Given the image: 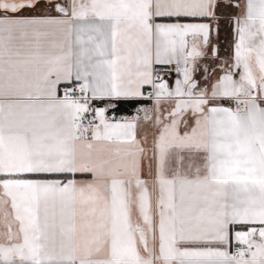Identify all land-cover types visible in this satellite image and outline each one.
<instances>
[{"label":"snow or ice","instance_id":"obj_1","mask_svg":"<svg viewBox=\"0 0 264 264\" xmlns=\"http://www.w3.org/2000/svg\"><path fill=\"white\" fill-rule=\"evenodd\" d=\"M0 264H264V0H0Z\"/></svg>","mask_w":264,"mask_h":264},{"label":"crops","instance_id":"obj_2","mask_svg":"<svg viewBox=\"0 0 264 264\" xmlns=\"http://www.w3.org/2000/svg\"><path fill=\"white\" fill-rule=\"evenodd\" d=\"M230 40H231L230 28L227 26V24H225L221 28V35H220V42H221L222 50H225V52L229 47L228 42Z\"/></svg>","mask_w":264,"mask_h":264},{"label":"trees","instance_id":"obj_3","mask_svg":"<svg viewBox=\"0 0 264 264\" xmlns=\"http://www.w3.org/2000/svg\"><path fill=\"white\" fill-rule=\"evenodd\" d=\"M119 111L123 114H127V113H130L132 109L129 105H121Z\"/></svg>","mask_w":264,"mask_h":264}]
</instances>
